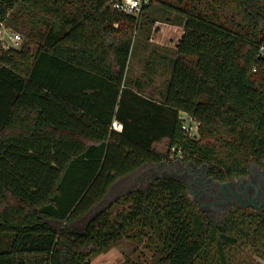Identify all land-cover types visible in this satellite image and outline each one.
I'll return each instance as SVG.
<instances>
[{"label": "trees", "instance_id": "trees-1", "mask_svg": "<svg viewBox=\"0 0 264 264\" xmlns=\"http://www.w3.org/2000/svg\"><path fill=\"white\" fill-rule=\"evenodd\" d=\"M107 1L0 0V18L24 39L0 50V264H89L124 238L144 239L150 264H231L242 241L264 257V209L216 221L175 178H154L72 227L117 178L164 162L152 146L162 138L220 181L264 157V0H179L183 32L161 101L125 84L154 0L138 16ZM179 111L200 138L185 137Z\"/></svg>", "mask_w": 264, "mask_h": 264}, {"label": "rangeland", "instance_id": "rangeland-1", "mask_svg": "<svg viewBox=\"0 0 264 264\" xmlns=\"http://www.w3.org/2000/svg\"><path fill=\"white\" fill-rule=\"evenodd\" d=\"M205 1L207 0H195L198 4ZM220 2L219 5H222L221 19L227 22V19L232 16V9L229 5L223 4V1ZM181 5L179 0H154L147 9V16L153 20L152 23L142 22L144 19L143 16H140V26L143 25L142 27L138 26L134 33L125 72V84L157 101L162 99L171 75L175 43L183 32V17L179 16L173 9L175 6ZM23 40L22 42H24ZM196 138H200L199 132ZM153 148L157 153L164 156V162L145 164L136 172L117 178L105 197L95 204L86 215L74 221L72 227L81 229L95 212L110 204H116L114 201L129 190L144 189L154 178L177 179L173 170L179 167V163L185 167L186 160L174 153L173 148L169 146L168 138H162L155 142ZM178 160L182 162H177ZM186 191L191 200L188 190ZM115 206L119 208L121 205ZM195 207L197 208L196 205ZM211 218L215 219L214 217ZM215 220L218 221V219ZM51 223L57 227L56 223ZM142 240V242L136 243L129 238H124L107 252L94 255L89 264H150L153 262V251L147 248L144 239ZM243 244L242 241L241 244H238V248L234 249L240 253L233 256L232 263L230 261L231 264H264V257L247 249Z\"/></svg>", "mask_w": 264, "mask_h": 264}, {"label": "flooded vegetation", "instance_id": "flooded-vegetation-1", "mask_svg": "<svg viewBox=\"0 0 264 264\" xmlns=\"http://www.w3.org/2000/svg\"><path fill=\"white\" fill-rule=\"evenodd\" d=\"M182 162V161H177ZM186 166L179 163L173 173L185 183L186 189L197 208L208 217L221 220L231 209H264V157L248 165L245 175L226 180H217L208 174L205 163L186 160Z\"/></svg>", "mask_w": 264, "mask_h": 264}, {"label": "built area", "instance_id": "built-area-1", "mask_svg": "<svg viewBox=\"0 0 264 264\" xmlns=\"http://www.w3.org/2000/svg\"><path fill=\"white\" fill-rule=\"evenodd\" d=\"M150 0H108L107 5L111 6L113 9L122 12L124 14L138 16L143 7L147 6ZM117 24H114L116 26ZM182 35V33H181ZM179 39V38H178ZM23 37L20 32L7 27L4 21L0 18V50L6 51L10 48L18 49L21 46ZM261 52H264L263 47H261ZM184 134L186 138L197 139L198 133V122L194 117L189 115L184 111H179L178 115ZM111 127L119 131L121 129V124L118 121H113ZM174 153L180 155L181 151L172 147Z\"/></svg>", "mask_w": 264, "mask_h": 264}, {"label": "water", "instance_id": "water-1", "mask_svg": "<svg viewBox=\"0 0 264 264\" xmlns=\"http://www.w3.org/2000/svg\"><path fill=\"white\" fill-rule=\"evenodd\" d=\"M264 204V201L263 202H261L258 206H253V208H255V209H257V208H259L261 205H263Z\"/></svg>", "mask_w": 264, "mask_h": 264}, {"label": "crops", "instance_id": "crops-1", "mask_svg": "<svg viewBox=\"0 0 264 264\" xmlns=\"http://www.w3.org/2000/svg\"><path fill=\"white\" fill-rule=\"evenodd\" d=\"M130 52H131V50H130ZM129 56H130V54H129ZM128 60H129V58H128ZM127 64H128V62H127ZM126 69H127V67H126ZM156 142H157V141H156ZM154 143H155V142H154ZM154 143H153V145H152L153 147H154Z\"/></svg>", "mask_w": 264, "mask_h": 264}]
</instances>
